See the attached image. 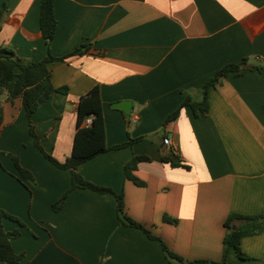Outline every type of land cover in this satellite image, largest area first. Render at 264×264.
<instances>
[{
    "label": "crops",
    "instance_id": "crops-1",
    "mask_svg": "<svg viewBox=\"0 0 264 264\" xmlns=\"http://www.w3.org/2000/svg\"><path fill=\"white\" fill-rule=\"evenodd\" d=\"M54 3L52 54L91 47L49 63L53 84L68 92H53L33 115L42 145L67 160L79 98L99 85L107 143L143 138L98 154L79 172L123 193L127 214L185 261L221 264L229 215L264 213V0ZM3 5L0 45L29 60L46 57L41 0H0V10ZM245 57L256 67L212 86L208 114L196 116L186 105L164 125L189 93L199 97L217 70ZM13 87L0 93V207L25 222L4 221L7 230L21 228L12 245L24 257L0 264H173L159 240L119 219L114 194L75 188L61 209L53 208L71 188L72 173L35 145ZM123 100L133 103L130 116L113 106ZM171 150L182 165L163 160ZM13 155L35 183L21 177ZM137 155L150 158L133 170L143 185L126 176V164ZM240 247L247 256L232 247L228 264H264V229L243 236Z\"/></svg>",
    "mask_w": 264,
    "mask_h": 264
},
{
    "label": "trees",
    "instance_id": "trees-1",
    "mask_svg": "<svg viewBox=\"0 0 264 264\" xmlns=\"http://www.w3.org/2000/svg\"><path fill=\"white\" fill-rule=\"evenodd\" d=\"M5 7L6 5H3L0 10V22ZM40 26L42 34L48 45V54L43 59L35 61L29 60L18 55L14 49L8 46L0 45V93L5 91L8 84L11 82L14 83V93L22 97L26 116L29 121L30 134L33 136L35 145L57 166L69 168L71 170L72 186L58 201L53 204V208L55 210L61 209L69 193L75 188H91L100 193L114 194L118 202V216L124 224L139 227L144 230L150 238L159 240L163 245L167 258L173 264H196L200 260L191 262L185 261L182 256L171 250L161 237L157 236L145 225L129 216L125 209L123 193H118L111 187L93 183L92 181L86 179L81 172H79L78 169L82 163L97 156L98 154L110 149H119L131 145L133 142L143 138H131L129 141L114 145H109L107 143L103 102L99 85H95L79 98L77 131L74 138L72 154L67 158V160H58L42 145L40 137L36 132L33 115L53 92H68L67 86L56 87L53 84L49 63L54 60H64L75 54H83L89 50L91 44L83 43L75 50L62 56H55L52 54L51 46L58 29V19L55 14L54 0H41ZM254 67L256 66H248L247 57H245L241 62H232L224 65L204 84L200 96L196 97L193 93H189L182 104L167 116L164 125L176 119L180 115L182 108L186 105H189L192 108L196 116L208 114L210 111V88L219 84L222 81V78L228 76L230 73L241 74L245 68ZM257 68L260 67L258 66ZM89 117L92 118V122L90 124L87 123V119ZM13 158L20 171L21 177L35 183L34 175L20 165L17 156L13 155ZM162 158L164 161L170 162L173 166L183 164L174 150H171L169 154H163ZM149 159L150 158L146 155L134 156L126 164V176L135 181L137 184L143 185L144 182L134 174L133 170L137 167L138 162ZM7 218L19 222L21 226H25V222L20 217L0 207V260L19 263L23 259L24 253H18L14 249L12 240L20 236L22 230L20 227L13 230H7L4 226V221ZM166 218L169 219L168 216H166ZM225 226L227 228V233L224 238V257L221 264H228L227 255L232 247L236 248L240 256H247L240 247L241 238L247 234L256 233L264 229V213H232L225 221Z\"/></svg>",
    "mask_w": 264,
    "mask_h": 264
},
{
    "label": "water",
    "instance_id": "water-1",
    "mask_svg": "<svg viewBox=\"0 0 264 264\" xmlns=\"http://www.w3.org/2000/svg\"><path fill=\"white\" fill-rule=\"evenodd\" d=\"M113 106L123 109L126 112V114L130 116L133 103L131 100H123V101H118V102L113 103ZM169 153L170 151L167 152V154Z\"/></svg>",
    "mask_w": 264,
    "mask_h": 264
},
{
    "label": "built area",
    "instance_id": "built-area-1",
    "mask_svg": "<svg viewBox=\"0 0 264 264\" xmlns=\"http://www.w3.org/2000/svg\"><path fill=\"white\" fill-rule=\"evenodd\" d=\"M92 122V118L91 117H89L88 119H87V123H91ZM164 142H165V144H167V145H171L172 144V140L169 138V137H165L164 138Z\"/></svg>",
    "mask_w": 264,
    "mask_h": 264
}]
</instances>
